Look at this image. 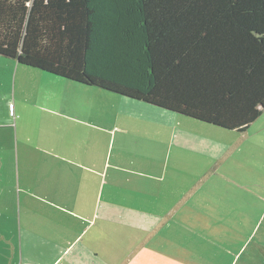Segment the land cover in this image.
I'll return each mask as SVG.
<instances>
[{
  "label": "crops",
  "instance_id": "obj_1",
  "mask_svg": "<svg viewBox=\"0 0 264 264\" xmlns=\"http://www.w3.org/2000/svg\"><path fill=\"white\" fill-rule=\"evenodd\" d=\"M20 67L0 76V264H187L174 222L225 206L200 195L214 168L193 164L210 130L127 99L98 119L54 100L78 84Z\"/></svg>",
  "mask_w": 264,
  "mask_h": 264
},
{
  "label": "trees",
  "instance_id": "obj_2",
  "mask_svg": "<svg viewBox=\"0 0 264 264\" xmlns=\"http://www.w3.org/2000/svg\"><path fill=\"white\" fill-rule=\"evenodd\" d=\"M0 56L229 131L264 112V0H0Z\"/></svg>",
  "mask_w": 264,
  "mask_h": 264
},
{
  "label": "rangeland",
  "instance_id": "obj_3",
  "mask_svg": "<svg viewBox=\"0 0 264 264\" xmlns=\"http://www.w3.org/2000/svg\"><path fill=\"white\" fill-rule=\"evenodd\" d=\"M0 60L3 62L0 64V76H9L10 79L11 76L17 75V61L4 57ZM20 69L23 70L22 72L38 73L51 78L54 76L37 69L26 67ZM80 87L94 90L79 85ZM82 88L79 89L78 94L74 90L73 92L66 90L54 100L73 101L83 108L94 104L96 108L87 112L98 119L105 116L117 117L123 111L120 101L123 97L107 95L104 92L110 96L108 99L102 97L103 94L100 92L103 91L99 89L94 96L84 92ZM46 90L47 87H43V91ZM125 99L127 98L123 100ZM131 109L135 108L131 107ZM173 114L184 120H192L195 125L202 124L201 127L210 130L207 136L202 134L203 141L209 143L205 153L198 157L199 160H196L197 156L194 155L193 164L200 163L214 168L215 172H211L212 177L209 178L200 195L213 200L219 198L222 208L224 204L225 206L218 216L200 223L210 224L208 227L200 224L186 225L182 220L174 222L175 233L181 236L171 248L187 250L185 255L187 264H264V112L244 133L225 130ZM184 159L187 163H192V159ZM198 192L199 190L194 196ZM194 209L207 212L206 207L194 208L193 205L192 210ZM203 218L208 219L207 217L201 219ZM163 248L165 251H171L167 243ZM176 254L179 252L177 251ZM176 254L172 253V255Z\"/></svg>",
  "mask_w": 264,
  "mask_h": 264
}]
</instances>
